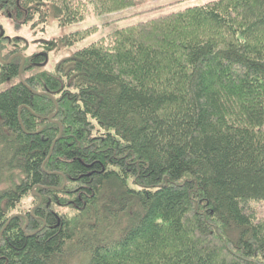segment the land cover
<instances>
[{
    "label": "trees",
    "instance_id": "trees-1",
    "mask_svg": "<svg viewBox=\"0 0 264 264\" xmlns=\"http://www.w3.org/2000/svg\"><path fill=\"white\" fill-rule=\"evenodd\" d=\"M143 1L0 14L67 26ZM0 264H264V0L118 29L0 92Z\"/></svg>",
    "mask_w": 264,
    "mask_h": 264
},
{
    "label": "rangeland",
    "instance_id": "rangeland-1",
    "mask_svg": "<svg viewBox=\"0 0 264 264\" xmlns=\"http://www.w3.org/2000/svg\"><path fill=\"white\" fill-rule=\"evenodd\" d=\"M214 1L218 0H144L137 6L105 15H96L90 8L82 21L67 26H60L56 19L49 18L45 25L29 22L16 27L14 21H20L18 17L12 19L0 14V28L8 40L3 43L5 48L0 51V58L6 59L11 51H15L17 57L14 60H19L18 66H21L20 77L1 84L0 92L39 72H52L57 64L74 52L103 40L118 29ZM81 30H89L90 34L73 46L54 44V41ZM39 56L47 57L43 66L33 62ZM25 204L26 199L22 200L19 207Z\"/></svg>",
    "mask_w": 264,
    "mask_h": 264
},
{
    "label": "flooded vegetation",
    "instance_id": "flooded-vegetation-1",
    "mask_svg": "<svg viewBox=\"0 0 264 264\" xmlns=\"http://www.w3.org/2000/svg\"><path fill=\"white\" fill-rule=\"evenodd\" d=\"M2 38H4V36L1 37L0 39H2ZM3 49L4 48H0V51L3 50ZM16 57H17L16 52L15 51H11L6 59H1L2 62H1L0 65L1 66H8L11 62L14 61V58H16ZM33 62H35V65L40 66L44 62V57H41V56L36 57V58L33 59ZM6 63H8V64H6ZM19 69H21V66H18V71H19Z\"/></svg>",
    "mask_w": 264,
    "mask_h": 264
},
{
    "label": "water",
    "instance_id": "water-1",
    "mask_svg": "<svg viewBox=\"0 0 264 264\" xmlns=\"http://www.w3.org/2000/svg\"><path fill=\"white\" fill-rule=\"evenodd\" d=\"M3 35H4V33H3L2 29L0 28V38L3 37ZM46 61H47V57L44 56V62H43V64H41L40 66H43V65L46 63ZM1 62H2V61H1V58H0V63H1ZM6 64H8V63H6ZM20 71H21V69H19V71H18V76H19V77H20Z\"/></svg>",
    "mask_w": 264,
    "mask_h": 264
},
{
    "label": "bare ground",
    "instance_id": "bare-ground-1",
    "mask_svg": "<svg viewBox=\"0 0 264 264\" xmlns=\"http://www.w3.org/2000/svg\"><path fill=\"white\" fill-rule=\"evenodd\" d=\"M21 82V81H20Z\"/></svg>",
    "mask_w": 264,
    "mask_h": 264
}]
</instances>
